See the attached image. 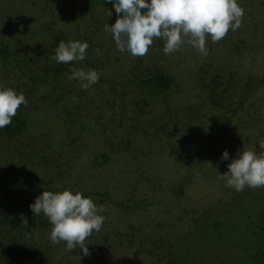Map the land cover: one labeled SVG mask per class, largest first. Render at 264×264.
Returning a JSON list of instances; mask_svg holds the SVG:
<instances>
[{"label": "rangeland", "instance_id": "1", "mask_svg": "<svg viewBox=\"0 0 264 264\" xmlns=\"http://www.w3.org/2000/svg\"><path fill=\"white\" fill-rule=\"evenodd\" d=\"M74 1L0 0V86L27 100L16 114L25 128L0 132V191L105 194L94 203L105 220L86 238L84 256L78 247L66 252V242L53 245L52 225L41 213L28 236L33 257L11 264H166L204 212L240 194L218 173L242 149L259 155L264 81L244 110L239 101L247 79L264 72V0H236L245 12L242 26L218 42L206 34L207 56L188 43L165 54L160 38L143 57L120 52L104 30L117 13L99 7L80 26L93 67L112 80L147 71L171 79L165 91L119 84L125 91L114 100L69 79L72 69L88 70L84 61L50 58L66 35L75 40ZM225 150L228 160L221 158ZM2 217L0 208V239L7 233Z\"/></svg>", "mask_w": 264, "mask_h": 264}, {"label": "clouds", "instance_id": "2", "mask_svg": "<svg viewBox=\"0 0 264 264\" xmlns=\"http://www.w3.org/2000/svg\"><path fill=\"white\" fill-rule=\"evenodd\" d=\"M117 19L114 24L104 25L110 32L120 52L127 50L134 57H143L148 53L153 38L165 41L163 51L170 54L179 50L182 43H188L207 56L206 34L213 42L222 40L230 27L233 31L242 26L244 10L236 0H109ZM145 10L142 14L141 10ZM108 16L112 13L106 10ZM233 21L235 23H233ZM87 42L61 41L50 57L57 63L83 61L86 58ZM100 73L93 69H72L69 79L81 82L87 89L99 82ZM21 105H27L25 96L17 94L11 88L0 86V129L10 125ZM259 155L255 151L242 149L237 159L227 165V171L218 178L226 181V186L237 192L245 186L258 188L264 186V140L259 142ZM223 160H228L229 153H222ZM33 214L43 213L52 225L50 240L53 245L66 242L65 251L77 247L84 256L90 255L85 245L86 238L95 230L99 232L105 217L103 212L90 198L80 192L70 190L62 192L42 191L29 205ZM22 223L26 226L27 219Z\"/></svg>", "mask_w": 264, "mask_h": 264}, {"label": "trees", "instance_id": "3", "mask_svg": "<svg viewBox=\"0 0 264 264\" xmlns=\"http://www.w3.org/2000/svg\"><path fill=\"white\" fill-rule=\"evenodd\" d=\"M109 5L112 6L109 0L74 1L75 17L71 24L74 41L82 42L81 24L92 17L99 7ZM66 37L69 42L67 35ZM83 61L86 69L96 70L87 54ZM75 63L78 64V61ZM263 81L264 72L247 79L240 94V111L245 109L250 93ZM134 83L153 90L165 91L170 87L171 79L162 72L151 71L135 74L127 81L108 79L100 73L99 82L92 86L102 96L106 91L111 92L114 100L125 91L123 87L119 88L117 85ZM25 124V121L16 115L12 118V123L0 129V132L18 134L25 128ZM41 193L0 191V208L3 212L1 223H4L7 229L5 237L0 239V258L4 263H25L31 255L33 257L28 245V236L32 232L30 226L35 222L37 215L32 213L29 205L34 203L35 198ZM82 195L90 198L93 203L108 199L105 194ZM117 202L127 207L138 203L130 200ZM23 219H27L26 226L22 223ZM193 225L185 236L187 244L179 247L177 253L169 251L166 264H264V186L244 188L232 199L220 201L215 208L204 212Z\"/></svg>", "mask_w": 264, "mask_h": 264}]
</instances>
